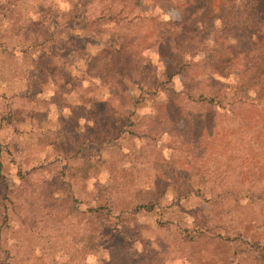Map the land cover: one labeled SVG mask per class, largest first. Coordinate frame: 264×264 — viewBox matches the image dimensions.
<instances>
[{
  "label": "rangeland",
  "instance_id": "obj_1",
  "mask_svg": "<svg viewBox=\"0 0 264 264\" xmlns=\"http://www.w3.org/2000/svg\"><path fill=\"white\" fill-rule=\"evenodd\" d=\"M138 4L142 14H153L150 0H138ZM98 7L96 0H0V192L7 185L21 198L33 193L32 207H42L44 230L49 232L37 244L29 238L22 241L23 250L31 253L30 263L42 256L46 263L52 258L65 263L75 257L74 264H252L245 250L252 237L264 243V205L238 209L231 199L216 195L219 187L234 184L240 190L251 182H255L254 188L264 183V143L254 146L242 139L237 129L239 116L222 117L217 123L212 108L187 106L176 122L159 120L150 126L169 129V135L148 134L146 142L133 137L122 140L120 151L129 157L127 167H132L123 181L108 172L117 167L115 152L99 150L98 144L104 137L118 135L127 115L120 116L118 103L111 102L103 84L91 77L112 53L105 41L133 32V38H139L146 70H160L168 63L151 46L155 32L150 21H140L130 30L102 25L99 37L103 40L93 37L84 21ZM68 10L75 15L73 24L70 22L75 43L67 39L64 26ZM161 18L180 20L177 11H164ZM54 20L62 32L58 39L44 40L46 31L52 33L47 28ZM133 38L126 40L131 47ZM50 47L56 49L55 56L40 59L39 50ZM131 47L124 51L127 57L136 51ZM235 67L234 61L229 71H237ZM205 72L199 67L184 70L173 77V85H164L179 90L182 82L200 80ZM235 80H223L221 91L224 87L229 91ZM156 106L157 100L146 101L132 119L140 126L150 124ZM250 110L242 117H254ZM172 111H176L175 105ZM259 119L249 122L252 128L246 130L247 139L254 133L253 127L261 125ZM201 150L205 151L202 155ZM126 184L131 187L125 188ZM114 185L118 188L111 191ZM104 194L113 198L115 216L102 231L93 222L82 220L75 232L79 238H74L71 226L52 223L57 214L51 210L55 202L63 215L72 209L84 216ZM157 198L156 211L119 213L134 200ZM256 216L260 222L254 226ZM215 218L223 223H216ZM239 218L246 232L237 236L236 245L215 240L216 234L225 233L228 224ZM123 225L125 237L119 233ZM185 231L191 235L201 232L213 240L202 238L191 252L189 244L180 239Z\"/></svg>",
  "mask_w": 264,
  "mask_h": 264
},
{
  "label": "trees",
  "instance_id": "obj_2",
  "mask_svg": "<svg viewBox=\"0 0 264 264\" xmlns=\"http://www.w3.org/2000/svg\"><path fill=\"white\" fill-rule=\"evenodd\" d=\"M96 1L98 9L91 13L93 15L91 19L84 21L93 37L103 40L99 37L100 34L103 35L100 30L102 25L112 24L115 27L130 30L137 27L140 21H150L153 23L155 32L151 46H156L159 54L168 63L160 70L158 67L154 71H150L149 68L146 70L142 66L144 62L139 53V38L134 39L133 32L116 38L110 36L105 41L112 53L106 55V62L98 67L91 77L103 84L107 90L106 96L111 102L115 100L118 103L120 116L127 115V123L124 128L120 129L118 135L104 137L98 144L99 150L106 149V151L110 150L109 153L115 152L117 167L108 171L111 175L120 179L122 177L121 181H123L127 172L131 173L132 167L126 165V162H129V157L124 156V153L120 151L123 139L142 138V141L146 142V138H150L148 134L154 137L159 134L169 135L171 133L169 129H164L158 124L154 125V128L150 126L159 120L176 122L178 115L180 116L182 113L184 115L187 106L205 105L212 108L217 123H221L222 117L229 120L234 119V115H237L239 116L237 129H239L242 139L249 141L250 145L254 146L264 143V0H150L153 6L151 15L141 13L138 0ZM164 11H177L180 20L161 18ZM74 16L72 10H68L63 18L68 19L67 24H64L67 30V39L75 43V38L70 36L74 31L70 26ZM50 28L53 31L50 34L46 31L44 40L48 37L54 38V36H57L58 39L62 31L59 29L57 20H54V23L47 29ZM128 36L134 40L132 47L126 42V40L129 41ZM127 47L136 50L130 52L129 57L126 56L127 53L124 54ZM163 47L171 52L170 55L162 50ZM39 51L40 59L45 55L54 57L56 54V49L53 47ZM234 61L237 71L232 69L230 72L229 67ZM196 67L207 70L200 80L193 81L194 78H189L186 84L181 83L179 90L174 86L165 87L164 84L173 85V77L182 74V71L190 72ZM181 77L184 78V75ZM230 77L236 78L235 85L227 92L225 87L222 88V92L221 87L225 86L223 80ZM163 98H166L167 101H161ZM151 99L157 100V106L153 108L152 116H150L152 120L150 124L140 126L132 119V116L137 115L144 103ZM174 105L176 111L171 112ZM246 109H251L252 112L249 114L254 117L245 119L248 116L246 114L243 118L241 114L246 112ZM117 111L118 109L113 110L112 113L115 114ZM255 117L261 118L259 119L261 125L256 124L252 130L254 133L247 139L246 130L252 128L249 122ZM171 124L169 126H172ZM151 130L153 131L151 132ZM263 146L264 144H262V149ZM204 150L200 151L201 155L205 152ZM254 183L251 182V185L248 184L247 187L240 190L234 189L232 187L234 184L219 187L220 191H217L216 195L223 197L222 200L231 199L238 205V209H244L250 205L263 206L264 183L256 188H254ZM120 184L122 186L123 183H119L117 186ZM117 186L114 185L110 190L113 191ZM124 187L130 188L131 185L126 184ZM13 192L7 185H4L0 192V209L3 212L0 213V264H31V253L23 250L22 241L29 238L30 241L37 244L45 240L49 232L44 230L47 224L42 207H32L33 203L30 198L33 200V193L25 194L21 198ZM100 197L99 203L88 208L84 216L71 211V208L68 214L63 215L55 202L51 210L54 209L57 214L52 217V223L71 226V236L74 238H79L75 232L81 226L82 220L87 223L93 222L95 227L102 231L104 225L115 216V205L110 195L104 194ZM159 200L160 198L147 201L134 200L119 213L153 212L158 210L156 207ZM259 216L261 217L262 214ZM260 217L256 216L252 219L254 226ZM233 221L236 224L230 222L228 230L223 234L222 231L216 234L215 240L236 245V238L245 231V225L241 223L240 218ZM215 222L223 223L219 218H215ZM156 223L165 225V222L162 223L159 220ZM124 226H121V231H119L123 237L127 235ZM219 226L221 225H215V227ZM237 228L240 231L237 232ZM230 231L231 234L238 235L231 236L228 233ZM10 236L13 238L10 242H6ZM182 237L184 239H180L189 244L191 252L202 238L205 237L206 242L213 240L201 232L191 235L185 231V235ZM239 241H242V238ZM247 244L245 252L247 257L252 258V264H264V243H261L258 238L252 237ZM70 258L75 260V257ZM72 259L61 263L52 258V262L46 263L41 256L37 259V263L32 264H74L75 261Z\"/></svg>",
  "mask_w": 264,
  "mask_h": 264
}]
</instances>
